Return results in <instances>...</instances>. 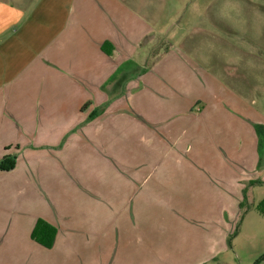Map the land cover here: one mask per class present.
<instances>
[{
	"label": "crops",
	"instance_id": "0c3cea01",
	"mask_svg": "<svg viewBox=\"0 0 264 264\" xmlns=\"http://www.w3.org/2000/svg\"><path fill=\"white\" fill-rule=\"evenodd\" d=\"M170 1L0 0V159L16 155L15 167L6 175L20 172L23 178L0 184V206H6L0 211V264H97L96 246L58 229L51 248L35 242L31 234L36 222L56 226L67 217L95 222L106 207L103 193L105 200L113 197L110 182L105 189L92 182L95 174L109 178L112 167H119L118 179L129 186L124 174H142L144 152H166L163 141L171 148L154 167L155 182L148 189L159 198L166 192L162 200L171 205L174 198L167 192L191 180V169L170 157L175 140L188 143L193 135L187 111L194 101L201 104L200 115L194 117H200L204 130L200 150L189 146L187 153L194 152L221 187L230 182L245 188L254 209L264 198L255 203L256 189H264V101L255 102L252 90L234 82L238 71L250 66L242 64L256 57H236L232 51L234 71L218 70L217 75L233 77V91L221 88L216 74L208 75L196 64L203 57L190 46L204 42L184 44L183 28L175 25L180 11ZM195 33L202 34L199 29ZM144 108L158 130L159 150L154 144L150 150L143 144L128 148L122 121L130 114L136 125L146 123L139 111ZM130 135V140L144 139L143 133ZM20 142L29 149L22 150ZM226 159L233 161L227 170ZM217 194L201 200L209 226L201 239L213 253L222 254L238 212L227 213L226 196ZM135 204L133 211L141 216L146 201L139 198ZM32 205L40 211H32ZM258 217L264 222L259 212ZM163 229L145 236L153 243L147 252L142 245H126L114 252L110 264H177L176 255L188 241L168 225ZM243 234L239 229L232 244ZM262 237L258 257L248 264H264Z\"/></svg>",
	"mask_w": 264,
	"mask_h": 264
},
{
	"label": "rangeland",
	"instance_id": "374dc122",
	"mask_svg": "<svg viewBox=\"0 0 264 264\" xmlns=\"http://www.w3.org/2000/svg\"><path fill=\"white\" fill-rule=\"evenodd\" d=\"M170 2L176 7L177 12L180 11L175 25L183 28L182 33L186 37L184 44H193L196 39H201L204 42L203 44L190 47H195L192 51L196 52L197 56L204 58L201 61H199L200 59L195 60L196 64L208 72V75H217L218 70L222 74L224 72L230 74L234 71V62L231 59L232 51L236 52V57L244 56L245 58L248 55L256 57V60L254 59L249 63L244 62L242 64L243 66L245 64L250 66L246 67V69L243 67L244 72L239 70V77L234 82L241 84L240 86L242 88L245 87L249 92L252 90L250 95L255 102H263L264 0H171ZM238 10L240 11V13L238 12L240 17L237 15ZM201 16L207 20L206 24L205 19L201 18ZM234 22L241 25L236 26ZM197 29L202 32L201 35L195 33ZM196 55L192 54L195 57ZM213 78L219 81L221 88L233 91L230 88L233 77L217 75V77L213 76ZM200 108L201 104L194 101L192 103V110L187 111V114L190 113V122L192 123L193 135L190 137V141L186 143L185 140L182 143L175 140V144L173 145L174 150L172 151L174 153L170 159L174 160L175 164L183 167V169H191V180L188 179L186 184L182 183L184 185L183 188L175 184L171 188L172 193L170 191L167 192L168 196H171L170 198H174L171 205L164 204L162 200V198H165L166 192H161V198L157 197L156 193H149L148 188L152 185V182H155V179L152 177L154 173L153 169L162 161L163 155L167 153L168 148H171V146L166 141H163L168 146L166 152L161 153L160 151L149 155L153 144V148L156 147L157 149L159 134L154 125L150 123L151 114L146 111L148 110L147 108H144L139 111L140 115L147 120V124L139 123L136 125L132 120L135 116L130 114L126 115V118L122 121V131L125 132L127 129V136H129L127 144L130 146L128 148L136 150L143 144L145 150H150H146L141 158L143 161V166H141L143 167V173L139 174L136 178H133L129 173L128 175L124 174L125 177L127 176L131 180V185L125 187L124 183L118 179V177L122 176L119 167H112L113 172L108 173L109 178L107 174L96 173L92 182H96L98 187L102 186L104 189L106 182H110L109 188L113 193H111L113 197L110 194V199L106 198L105 200L103 191L94 190L102 192V201L106 202V207L100 209L95 215L99 219H96L95 222H83L67 217V219L61 220L56 226L52 227L55 230L58 229V231H61V234H65L67 237L73 235L84 244L96 246L95 248L99 250L96 255L100 257L99 260L101 261L97 260V264H110L113 262L112 257L115 255L114 252L126 245L134 246L133 244H136L139 247L142 245L141 249L147 252V249L153 243L151 239H146L145 236L155 231H164L163 228H166L167 225L179 234L180 240L185 239L190 242L184 244L186 248L181 251L182 254H180L181 252L177 253V264H222L221 262L225 264H248V262L257 258L259 255L258 251L262 248L264 222L258 217V212L255 210L256 207L255 209L253 208L254 200L251 194L248 193L247 197H245V188H236L230 185V182L225 183V186L221 187L214 180L215 175L207 174V171L203 170L204 167L199 157H195L194 152L188 154V151H186L189 146L193 147V151L196 149L200 150L198 149L200 143L199 136L203 133L204 125L201 124L200 117L198 119L194 117L200 115ZM101 111L99 110V112ZM141 125L144 127L143 130H141ZM124 127L126 128L125 130ZM115 132L119 133L120 131L115 130ZM137 132L143 133L144 139L142 141L140 139L130 140L133 136L130 134ZM119 142L116 143L118 144ZM20 143L22 150L29 149L28 146L23 145L24 142ZM119 144L121 145L122 142ZM161 148L159 147L157 150ZM34 149L36 150V148ZM120 152L125 153L122 150ZM262 152L264 153V142ZM262 158L264 159V154H262ZM229 159L224 161L225 170L233 162ZM2 174L0 184L7 183L8 180L16 183L23 180L20 172L14 173L12 177H8L6 172ZM142 185L143 188H141ZM217 185L218 190L215 191ZM219 192H222L226 196L225 208L227 211H225L229 214L235 211L238 212V219L231 226L232 232L229 236L224 237L225 248L227 246L228 250L222 254L213 253L210 244L202 241L204 238V227L209 229V226H205V220H203L204 211L202 208H205V206L202 205L201 200L205 196L216 197ZM263 196L264 189H256L255 203ZM139 198H144L146 201L141 216H137L135 211H133L137 207L135 202ZM5 207L0 206V211H3L1 209ZM30 208L32 211H40L36 205H32ZM159 214L161 215L159 216ZM225 219L227 221V218ZM226 221L225 226L227 225ZM239 229L244 234L238 237L234 241V244H232Z\"/></svg>",
	"mask_w": 264,
	"mask_h": 264
},
{
	"label": "trees",
	"instance_id": "16d2710c",
	"mask_svg": "<svg viewBox=\"0 0 264 264\" xmlns=\"http://www.w3.org/2000/svg\"><path fill=\"white\" fill-rule=\"evenodd\" d=\"M16 164V155H6L0 160V171L9 172L14 169ZM256 210L264 218V198L256 205ZM56 235V230L42 220H38L33 228L32 239L43 246L44 248H51ZM230 246V244H229Z\"/></svg>",
	"mask_w": 264,
	"mask_h": 264
}]
</instances>
